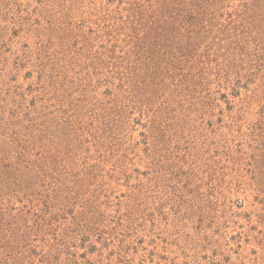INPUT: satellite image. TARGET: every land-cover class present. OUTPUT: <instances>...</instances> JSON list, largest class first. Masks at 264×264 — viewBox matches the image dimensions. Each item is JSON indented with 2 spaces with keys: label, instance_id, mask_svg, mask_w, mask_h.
<instances>
[{
  "label": "rangeland",
  "instance_id": "374dc122",
  "mask_svg": "<svg viewBox=\"0 0 264 264\" xmlns=\"http://www.w3.org/2000/svg\"><path fill=\"white\" fill-rule=\"evenodd\" d=\"M16 258L264 264V0H0Z\"/></svg>",
  "mask_w": 264,
  "mask_h": 264
},
{
  "label": "trees",
  "instance_id": "16d2710c",
  "mask_svg": "<svg viewBox=\"0 0 264 264\" xmlns=\"http://www.w3.org/2000/svg\"><path fill=\"white\" fill-rule=\"evenodd\" d=\"M56 139L57 140H61V137H56ZM43 161V168H45V169H48L49 170V168H47L48 166H49V164H50V162H56V158L55 157H53V156H50V157H45L44 159H42ZM38 164H40V163H38ZM34 166H36V164L34 163L33 164ZM51 165V164H50ZM55 168V167H54ZM54 168H51V171H52V169H54ZM8 256H10V258H11V255L10 254H8ZM12 264H18V259L16 258L15 259V262H12Z\"/></svg>",
  "mask_w": 264,
  "mask_h": 264
}]
</instances>
